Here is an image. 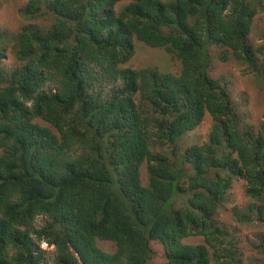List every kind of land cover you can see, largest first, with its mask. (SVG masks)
<instances>
[{"label": "trees", "instance_id": "16d2710c", "mask_svg": "<svg viewBox=\"0 0 264 264\" xmlns=\"http://www.w3.org/2000/svg\"><path fill=\"white\" fill-rule=\"evenodd\" d=\"M261 7L27 0V23L10 38L0 29V264H147L153 242L165 264H243L216 214L238 178L250 200L240 219L264 222V119H244L247 78L264 75V45L250 38ZM138 41L180 65L123 66ZM231 59L242 77L213 71ZM204 120L206 139L183 148Z\"/></svg>", "mask_w": 264, "mask_h": 264}, {"label": "rangeland", "instance_id": "374dc122", "mask_svg": "<svg viewBox=\"0 0 264 264\" xmlns=\"http://www.w3.org/2000/svg\"><path fill=\"white\" fill-rule=\"evenodd\" d=\"M27 0H0V29L8 33L10 38L12 34H15L19 29L27 23L20 14V7L23 6ZM251 41L257 46L264 45V0H262V7L258 15L255 18L253 30L250 34ZM15 56L8 52L7 58L3 60L8 66L15 64ZM259 62H264V56L260 55ZM213 71L217 73L235 72L234 75L237 78L242 77L240 67L232 62V59L228 63L223 64L217 61L213 62ZM178 62H173L172 57L166 53L163 49L158 47H152L142 41H138L136 44V52L132 59L123 64V66H132L135 68L142 67H158L160 70L167 71L169 68L176 69ZM168 68V69H167ZM264 68V67H263ZM234 75L231 78H234ZM247 81L248 85H251L250 94L252 96L250 109L247 108L248 115L244 118L246 120H253V124L257 127L259 121L264 119V75L259 73L252 74ZM235 83L238 81L234 80ZM49 84V83H48ZM47 84V85H48ZM243 84V83H240ZM50 86H47L49 88ZM245 88V87H244ZM238 95H236L237 97ZM240 107L243 103L241 100ZM243 108V107H242ZM241 108V109H242ZM211 126L210 120H204L195 130L187 132L180 140V145L185 148L193 142H202L206 139L207 132ZM141 173L144 183L147 181V164L144 163L141 167ZM250 200L245 193V181L243 179H234L233 188L228 191V195L224 203H222L219 212L216 214L217 221L225 227L231 233H235V239L238 241V246L241 248L240 254H243V264H264V253H261L260 249L255 250V245L264 243V222H261L252 217L251 222H243L240 219L242 216L248 214ZM237 210V214L235 211ZM239 214V215H238ZM44 216H38L36 219V226H41L45 222ZM194 243L204 242L203 237L194 236L189 239ZM98 244L108 250L115 251L116 247L112 242L99 240ZM41 248L45 249L43 258L46 261L52 260L56 248L53 245H49L47 241L41 242ZM152 248L156 254L155 258L149 260L147 264H165L166 258L164 248L159 242H153Z\"/></svg>", "mask_w": 264, "mask_h": 264}]
</instances>
